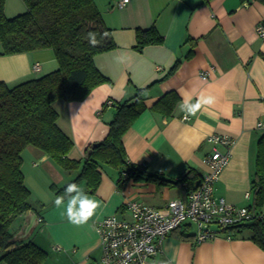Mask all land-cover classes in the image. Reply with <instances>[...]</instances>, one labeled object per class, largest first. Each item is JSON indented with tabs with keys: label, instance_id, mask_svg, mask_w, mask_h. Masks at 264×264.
<instances>
[{
	"label": "crops",
	"instance_id": "1",
	"mask_svg": "<svg viewBox=\"0 0 264 264\" xmlns=\"http://www.w3.org/2000/svg\"><path fill=\"white\" fill-rule=\"evenodd\" d=\"M95 2L117 46L94 58L108 82L95 87L83 100L59 98L53 102L58 125L73 140L69 156L83 160L87 146L108 135L107 122L115 110L113 105H105L108 100H124L137 88L163 78L146 91L147 108L124 134L128 159L146 163L147 172L169 178H178L190 167L204 174V156L211 150L207 137L214 132L231 134L237 141L215 184V193L239 206L249 205L252 199L245 194L251 188L258 139L264 131L257 127L259 120L264 121V38L257 32L264 22V1L130 0L124 6H118L119 0ZM25 10L24 0H6L7 16ZM153 24L164 35V42L137 50L136 28ZM191 48L193 53L188 56ZM178 59L179 66L169 73ZM35 63L40 64V70L34 69ZM57 67L52 48L0 53V81L9 86ZM169 90H175L181 99L173 114L164 118L152 105ZM182 92L191 95L192 103L201 94L215 96L217 103L207 112L185 119L179 108ZM22 157L30 201L38 214L31 209L20 215L13 232L16 239L32 237L47 251L41 264H93L101 256L96 231L99 219L115 213L129 217L126 205L131 199L163 206L183 196L180 189L153 181L130 180L120 189L118 170L107 168L97 190L87 192L99 207L88 223L77 226L68 222L64 207L55 206L61 195L55 193L53 184L62 187L79 170L61 169L35 145L25 147ZM261 210L264 214V205ZM34 214L35 222L26 233ZM180 231L170 233L162 251L146 264H264V249L248 230L231 239L218 236L201 242L182 238Z\"/></svg>",
	"mask_w": 264,
	"mask_h": 264
},
{
	"label": "trees",
	"instance_id": "2",
	"mask_svg": "<svg viewBox=\"0 0 264 264\" xmlns=\"http://www.w3.org/2000/svg\"><path fill=\"white\" fill-rule=\"evenodd\" d=\"M264 1V0H262ZM26 10L9 17L5 13L6 0H0L1 54H14L43 48H52L58 67L48 73L9 86L0 81V264H41L47 251L34 240L16 239L11 225L22 214L35 209L31 190L25 183L22 170V152L28 145L45 151L63 170H79L62 187L53 184L56 194H65L69 183H76L86 192H95L107 168L118 170L117 185L124 189L128 181H153L180 189L186 198L201 180L202 174L193 167L178 178L147 172L146 163L128 159L123 140L126 131L147 108L146 91L156 83L137 88L130 97L108 100L114 106V115L107 123L108 135L95 146L85 149L83 160L69 156L73 140L57 123L58 112L53 106L56 99L83 100L98 85L110 79L96 66L97 54L115 48L112 29L106 25L95 0H24ZM94 32L99 45L90 46L87 34ZM103 36V39H101ZM164 35L153 24L136 28L134 47L142 50L150 44H161ZM193 48L188 53L191 56ZM178 59L170 68L174 71ZM181 97L175 90L164 93L152 109L169 118ZM111 102V103H109ZM255 213L250 221L231 227L232 236L248 230L251 238L264 249V131L258 139L256 166L250 188ZM182 238H194L190 224L177 227Z\"/></svg>",
	"mask_w": 264,
	"mask_h": 264
},
{
	"label": "built area",
	"instance_id": "3",
	"mask_svg": "<svg viewBox=\"0 0 264 264\" xmlns=\"http://www.w3.org/2000/svg\"><path fill=\"white\" fill-rule=\"evenodd\" d=\"M129 1L119 0L118 6ZM257 32L264 38V22L257 26ZM34 69L40 70V64L35 63ZM257 127L264 128V121L259 120ZM207 141L211 143L204 156L207 170L186 198H173L163 206L131 199L126 206L129 217L115 213L96 222L101 256L93 264H146L162 251L164 239L184 224L195 225V241L201 242L218 236L231 239L232 226L252 220L255 213L248 206L228 202L215 193V184L229 164L237 139L214 132ZM245 197L250 198V192Z\"/></svg>",
	"mask_w": 264,
	"mask_h": 264
},
{
	"label": "clouds",
	"instance_id": "4",
	"mask_svg": "<svg viewBox=\"0 0 264 264\" xmlns=\"http://www.w3.org/2000/svg\"><path fill=\"white\" fill-rule=\"evenodd\" d=\"M103 39V36H101ZM87 40L90 46L96 47L100 43L97 34L89 32ZM182 103L179 105L180 110L184 113L185 119L189 116H195L197 112H207L215 106L217 99L213 95L201 94L195 103H192V97L189 94L181 93ZM65 195L57 196L54 204L57 208L64 207L66 217L69 223L73 225H84L94 216L98 203L91 199L84 188L79 187L76 183H69L65 190Z\"/></svg>",
	"mask_w": 264,
	"mask_h": 264
},
{
	"label": "rangeland",
	"instance_id": "5",
	"mask_svg": "<svg viewBox=\"0 0 264 264\" xmlns=\"http://www.w3.org/2000/svg\"><path fill=\"white\" fill-rule=\"evenodd\" d=\"M2 46V44H1V41H0V47ZM174 192H176V191H174ZM20 217V216H19ZM18 217V218H19ZM17 220V219H16ZM191 225V227H192V229H195V225L193 224V223H191L190 224ZM11 231H15L16 229H17V225H16V221L11 225ZM39 230V229H38ZM14 233V232H13ZM20 240L21 239H23V240H27V239H29V240H33L32 239V237H28V238H26V237H23V238H19ZM3 264H5V263H3Z\"/></svg>",
	"mask_w": 264,
	"mask_h": 264
},
{
	"label": "water",
	"instance_id": "6",
	"mask_svg": "<svg viewBox=\"0 0 264 264\" xmlns=\"http://www.w3.org/2000/svg\"><path fill=\"white\" fill-rule=\"evenodd\" d=\"M96 144H97V143L95 142V143H93L92 146H95ZM36 217H37L36 214H34V215L32 216L31 221H30V224L28 225V228L26 229V233H28L29 229H30V228L32 227V225L34 224ZM248 223H252V221L247 222V224H248ZM26 233H25V234H26ZM23 235H24V234H23Z\"/></svg>",
	"mask_w": 264,
	"mask_h": 264
},
{
	"label": "bare ground",
	"instance_id": "7",
	"mask_svg": "<svg viewBox=\"0 0 264 264\" xmlns=\"http://www.w3.org/2000/svg\"><path fill=\"white\" fill-rule=\"evenodd\" d=\"M248 192H250V191H248ZM247 193V192H246ZM247 199H249V198H247ZM127 206V205H126ZM155 206V205H154Z\"/></svg>",
	"mask_w": 264,
	"mask_h": 264
}]
</instances>
